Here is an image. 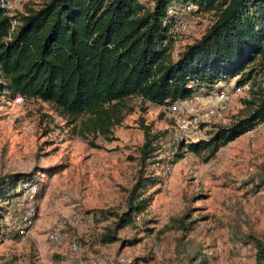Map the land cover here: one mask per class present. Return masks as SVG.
<instances>
[{"label": "rangeland", "instance_id": "374dc122", "mask_svg": "<svg viewBox=\"0 0 264 264\" xmlns=\"http://www.w3.org/2000/svg\"><path fill=\"white\" fill-rule=\"evenodd\" d=\"M42 1L28 0L21 9L36 8ZM141 1L151 5L150 0ZM212 18L211 13L189 14L173 53L199 38ZM258 63L256 59L247 69L254 68L252 78L258 75L264 83V67ZM245 84L229 97L223 119L204 127L205 139L214 126L226 127L246 111L249 82ZM18 97L0 90V179L25 175L36 183V219L26 235L18 237L7 222V211L0 230V264H69L68 241L50 243L44 233L61 217L85 215L88 224L68 237L77 240L76 254L86 264L114 259L128 264L253 263L250 237L264 242V122L219 146L208 158L206 151L180 150L185 143L173 119L137 96L125 100L122 119L107 139L77 135L85 115L66 117L49 102ZM140 125L158 135L144 167L139 164ZM137 171L152 179L145 188L150 200L132 215L129 225L115 228L113 214L125 210ZM109 232L115 240L101 243ZM238 244L243 261L237 258Z\"/></svg>", "mask_w": 264, "mask_h": 264}, {"label": "trees", "instance_id": "16d2710c", "mask_svg": "<svg viewBox=\"0 0 264 264\" xmlns=\"http://www.w3.org/2000/svg\"><path fill=\"white\" fill-rule=\"evenodd\" d=\"M150 1L151 5L141 0H43L15 16L8 38L10 17L0 8V90L11 97L49 102L66 117L85 115L77 135L107 139L130 97L162 105L188 96L189 82L210 84L237 76L238 85L249 82L243 115L226 127H216L205 140L181 143L179 149L206 151L209 158L219 146L263 123L264 83L258 75L252 78L254 68H247L256 59L264 67V0ZM188 3L196 6L192 13H211L213 18L201 36L173 58L168 11ZM140 126L139 164L144 167L158 135ZM24 176L0 179V230L11 191L18 180L27 179ZM136 177L125 197V210L113 214L115 228L129 225L132 215L142 212L150 200L145 188L152 179L142 177V171ZM250 238L252 264H264V242ZM114 240L109 232L100 242Z\"/></svg>", "mask_w": 264, "mask_h": 264}, {"label": "built area", "instance_id": "2783aa9c", "mask_svg": "<svg viewBox=\"0 0 264 264\" xmlns=\"http://www.w3.org/2000/svg\"><path fill=\"white\" fill-rule=\"evenodd\" d=\"M28 0H0V8L10 17L8 23L9 33L16 25L15 16L22 12V4ZM196 10L193 3L176 6L169 9L168 14L171 18L169 26V35L172 39V47L176 42L181 31L185 29L186 17ZM177 53L171 55L176 57ZM237 76L228 80L220 79L210 84H193L189 82L191 93L183 98L157 105L159 112L165 117L173 119L174 129L179 135V139L184 143H195L205 139L202 135L204 127L213 121L221 120L224 116V108L227 105L229 97L238 93L246 87V84L238 85L235 82ZM17 100L20 98L15 96ZM214 128H216L214 126ZM249 131V130H248ZM168 167L166 166V169ZM37 186L29 179L18 180L12 191L11 201L8 207L9 222L13 233L18 237H23L32 228L35 219ZM89 222L88 216L82 217H61L54 225L45 231L46 241L59 244L68 241L70 253L69 264H86L85 261L76 253L80 248L76 239H69L71 231L85 227ZM237 258L240 261L245 259L241 245H237ZM109 264H128L121 259H114Z\"/></svg>", "mask_w": 264, "mask_h": 264}]
</instances>
